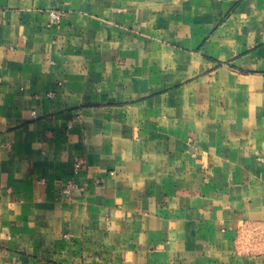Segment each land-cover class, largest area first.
<instances>
[{
  "label": "crops",
  "instance_id": "crops-1",
  "mask_svg": "<svg viewBox=\"0 0 264 264\" xmlns=\"http://www.w3.org/2000/svg\"><path fill=\"white\" fill-rule=\"evenodd\" d=\"M0 264H264V0H0Z\"/></svg>",
  "mask_w": 264,
  "mask_h": 264
},
{
  "label": "built area",
  "instance_id": "built-area-1",
  "mask_svg": "<svg viewBox=\"0 0 264 264\" xmlns=\"http://www.w3.org/2000/svg\"><path fill=\"white\" fill-rule=\"evenodd\" d=\"M61 19V15L57 12H51V20L54 23H58ZM48 96H52L51 93H48ZM81 169V163L79 161H75L73 164V169H72V178L66 181L61 189L60 193L63 194L66 197H70V195L74 192L77 191L80 186L79 183L76 181V176L79 174Z\"/></svg>",
  "mask_w": 264,
  "mask_h": 264
}]
</instances>
